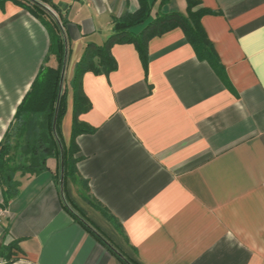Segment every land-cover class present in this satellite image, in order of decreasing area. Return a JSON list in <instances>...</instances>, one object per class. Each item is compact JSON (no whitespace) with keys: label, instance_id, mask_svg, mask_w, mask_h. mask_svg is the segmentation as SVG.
Segmentation results:
<instances>
[{"label":"crops","instance_id":"0c3cea01","mask_svg":"<svg viewBox=\"0 0 264 264\" xmlns=\"http://www.w3.org/2000/svg\"><path fill=\"white\" fill-rule=\"evenodd\" d=\"M37 1L59 20L69 50L68 144L74 66L88 42L113 32L112 16L136 11L139 0ZM201 2L215 11L202 24L216 63L175 28L150 39L147 70L135 45L120 43L115 70L81 79L92 107L78 119L96 129L77 136V166L122 232L71 181L64 189L50 158L7 204L0 251L15 240L11 264H126L115 250L137 264H264V0ZM186 8L187 0H170L163 11ZM49 41L30 10L0 6V141ZM66 205L85 212L113 248Z\"/></svg>","mask_w":264,"mask_h":264},{"label":"trees","instance_id":"16d2710c","mask_svg":"<svg viewBox=\"0 0 264 264\" xmlns=\"http://www.w3.org/2000/svg\"><path fill=\"white\" fill-rule=\"evenodd\" d=\"M7 0H0L4 6ZM30 10L47 27L50 33V46L29 91L25 94L15 112L6 133L0 141V188L4 204L16 197L24 180L49 169L50 158L59 160L64 189L68 181L75 186L84 201L100 210L115 227L122 232L120 222L89 195V181L78 169L81 159L76 138L81 133H89L96 128L81 121L79 115L91 109L92 103L84 93L82 80L86 72L109 73L117 68V60L112 47L120 43H133L139 52L144 67L149 63L150 39L172 29L181 28L188 42L198 56L211 63L218 60L217 52L202 24L206 14L215 11L201 6V0H187V8L182 11H163L170 0H139L136 11L126 10L120 16H112L113 32L102 43L88 42L76 64L70 88L73 93V123L71 137L66 144L62 137V123L68 110V86L63 85L68 46L59 20L37 0H12ZM156 2L158 6L155 7ZM64 23V20H63ZM74 206L80 209L74 202ZM77 220L111 249L102 233L93 226L85 212L77 214L68 205ZM81 210V209H80ZM17 243L11 242L2 247L0 256L11 264L12 249ZM126 264H137L115 250Z\"/></svg>","mask_w":264,"mask_h":264},{"label":"built area","instance_id":"2783aa9c","mask_svg":"<svg viewBox=\"0 0 264 264\" xmlns=\"http://www.w3.org/2000/svg\"><path fill=\"white\" fill-rule=\"evenodd\" d=\"M9 213V209L6 204H4L2 201H0V227L4 223L7 215ZM8 260L0 257V264H7Z\"/></svg>","mask_w":264,"mask_h":264},{"label":"rangeland","instance_id":"374dc122","mask_svg":"<svg viewBox=\"0 0 264 264\" xmlns=\"http://www.w3.org/2000/svg\"><path fill=\"white\" fill-rule=\"evenodd\" d=\"M66 82H67V78L65 77L63 85L67 86L68 83H66ZM52 162H53L54 165H55V172H56L57 178H58V180H60V181L62 182V184H63V181H62V175H61V170H60V163H59V160L54 158V160H53ZM63 185H64V184H63ZM63 187H64V186H63Z\"/></svg>","mask_w":264,"mask_h":264}]
</instances>
